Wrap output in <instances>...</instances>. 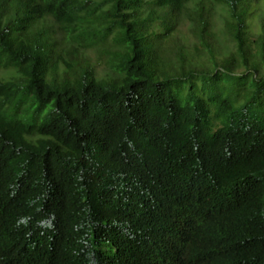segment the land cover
I'll use <instances>...</instances> for the list:
<instances>
[{
  "label": "trees",
  "instance_id": "1",
  "mask_svg": "<svg viewBox=\"0 0 264 264\" xmlns=\"http://www.w3.org/2000/svg\"><path fill=\"white\" fill-rule=\"evenodd\" d=\"M0 264H264V0H0Z\"/></svg>",
  "mask_w": 264,
  "mask_h": 264
},
{
  "label": "rangeland",
  "instance_id": "2",
  "mask_svg": "<svg viewBox=\"0 0 264 264\" xmlns=\"http://www.w3.org/2000/svg\"><path fill=\"white\" fill-rule=\"evenodd\" d=\"M93 56H95V55H93Z\"/></svg>",
  "mask_w": 264,
  "mask_h": 264
}]
</instances>
